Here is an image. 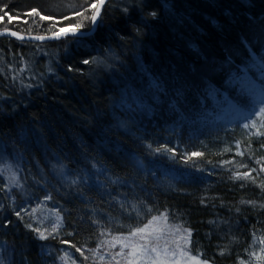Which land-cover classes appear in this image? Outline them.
I'll use <instances>...</instances> for the list:
<instances>
[{
	"label": "trees",
	"instance_id": "obj_1",
	"mask_svg": "<svg viewBox=\"0 0 264 264\" xmlns=\"http://www.w3.org/2000/svg\"><path fill=\"white\" fill-rule=\"evenodd\" d=\"M95 2L0 0V31L88 32ZM263 95L264 0H109L87 38H0V264H126L113 238L161 213L208 264H264Z\"/></svg>",
	"mask_w": 264,
	"mask_h": 264
},
{
	"label": "snow or ice",
	"instance_id": "obj_2",
	"mask_svg": "<svg viewBox=\"0 0 264 264\" xmlns=\"http://www.w3.org/2000/svg\"><path fill=\"white\" fill-rule=\"evenodd\" d=\"M106 0H96L95 3L90 4L91 9H95L94 14L90 19L95 23L100 15L101 7L105 4ZM0 11H3L0 9ZM7 15V13H5ZM29 15H39V13L33 9ZM83 15V13H78ZM154 16L155 13H152ZM42 20L49 19V17L41 16ZM88 18V17H86ZM2 20V17H0ZM52 27H56L55 24ZM81 27V23L75 24V26L69 25L67 30L60 29L58 32L53 33V37L59 39L69 34L75 35ZM11 35L16 36L17 33L12 32ZM23 38V37H19ZM35 39L43 40L45 37L37 36ZM85 64L89 61L85 60ZM258 114H264V107L259 109ZM254 123V122H253ZM249 124H244L245 128H248ZM264 135V132L259 133ZM264 147V145H262ZM227 150V149H226ZM157 151H160L157 149ZM193 156H199L200 153H193ZM264 171V168L261 169ZM234 179H251L248 172L237 173ZM252 203V202H249ZM168 216L166 213H161L159 216H153L142 227H136L130 230L128 237H114L113 244H120V252L116 253L117 256H122L126 261V264H208L206 260H202L198 254H192L189 243L191 233L188 229L184 228L183 235L178 238L168 239L169 235L181 232L179 225H169L167 223ZM40 238H44V234L40 233ZM261 244H264V238L260 240ZM128 249L127 252L124 250ZM79 251V249H77ZM264 252V249H261ZM258 260H264V256H258ZM119 264V262H117Z\"/></svg>",
	"mask_w": 264,
	"mask_h": 264
},
{
	"label": "water",
	"instance_id": "obj_3",
	"mask_svg": "<svg viewBox=\"0 0 264 264\" xmlns=\"http://www.w3.org/2000/svg\"><path fill=\"white\" fill-rule=\"evenodd\" d=\"M108 1L109 0H106L105 4ZM104 5L101 7L100 15H101V12H102V9H103ZM100 15H99V17H98V19H97V21L95 23H93V21H91V28H90V30L88 32H79L78 31L75 35L69 34L68 36H64V37H61L59 39L54 38L53 35L43 36V37H45V39H43V40L35 39V37H37V36H24V35H19V34H17L16 36H13V35H11V33H12L11 31H2V32H0V38H10V39L16 40L17 42H22V43L56 42V41L61 40V39L65 38V37L82 38L83 39V38H87V37L91 36L96 31L98 23H99V20H100ZM19 37H23V38L21 39Z\"/></svg>",
	"mask_w": 264,
	"mask_h": 264
},
{
	"label": "rangeland",
	"instance_id": "obj_4",
	"mask_svg": "<svg viewBox=\"0 0 264 264\" xmlns=\"http://www.w3.org/2000/svg\"><path fill=\"white\" fill-rule=\"evenodd\" d=\"M262 98H264V95L262 96ZM222 117L226 120L229 121L232 117L231 115V108L226 105L223 109H222Z\"/></svg>",
	"mask_w": 264,
	"mask_h": 264
},
{
	"label": "bare ground",
	"instance_id": "obj_5",
	"mask_svg": "<svg viewBox=\"0 0 264 264\" xmlns=\"http://www.w3.org/2000/svg\"><path fill=\"white\" fill-rule=\"evenodd\" d=\"M92 21V20H91ZM64 30H67V29H64ZM3 31H11V32H14V31H12V30H3ZM0 32H2V30L0 31ZM16 33V32H15ZM17 34H19V33H17ZM19 35H23V34H19ZM24 36H29V35H24ZM6 39H10V38H6ZM12 40H14V39H12ZM16 41V40H15ZM20 43H22V42H20ZM48 43H50V42H48ZM34 44H39V43H34Z\"/></svg>",
	"mask_w": 264,
	"mask_h": 264
}]
</instances>
